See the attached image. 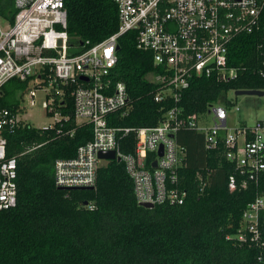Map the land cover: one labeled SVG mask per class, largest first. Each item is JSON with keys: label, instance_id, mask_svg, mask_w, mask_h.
Wrapping results in <instances>:
<instances>
[{"label": "trees", "instance_id": "1", "mask_svg": "<svg viewBox=\"0 0 264 264\" xmlns=\"http://www.w3.org/2000/svg\"><path fill=\"white\" fill-rule=\"evenodd\" d=\"M65 7L71 54L119 30L114 0H65ZM0 11L5 16L15 13L13 1H0ZM137 34L131 30L118 39L112 79L127 85L131 109L126 115L111 113L110 125L155 127L174 107L185 117H209L211 105L222 101L233 105L224 97L229 91L264 90L262 32L243 33L228 48V65L238 68L236 77L194 75L178 101L174 96L156 101L158 86L148 74L158 68L153 53L138 47ZM26 86V80L17 78L5 83L0 108L15 110L19 91ZM74 87H59L63 92L55 96L48 115L59 112L63 118L53 127L20 121L14 130L4 132L8 155L18 161V196L14 207L0 210V264H262L258 257L264 246L250 238L241 242L238 235L244 230V210L264 193V178L258 184L248 180L244 188L240 170L225 156L224 143L208 148L204 133L194 128L182 126L175 133L186 147L177 171L178 186L187 192L181 204L140 205L124 162L117 159L99 166L94 188H59L56 159L75 156L79 145L93 135L91 124L77 123ZM135 143V133L130 132L121 139V149L134 152ZM233 174L238 182L231 190L228 181Z\"/></svg>", "mask_w": 264, "mask_h": 264}, {"label": "built area", "instance_id": "2", "mask_svg": "<svg viewBox=\"0 0 264 264\" xmlns=\"http://www.w3.org/2000/svg\"><path fill=\"white\" fill-rule=\"evenodd\" d=\"M12 1L15 13L5 16L0 11V94L12 78L26 80L27 86L19 91L15 110L0 108V210L14 207L18 196V161L8 155L4 132L23 121L20 114L29 104H38L39 91L47 114L52 111L55 96L63 92L62 84H75L72 96L77 123L91 124L93 135L79 145L75 156L56 159L58 187H95L98 168L107 161L99 158V153L113 150L124 162L139 203L181 204L187 192L178 186L177 171L186 147L177 142L175 133L182 126L203 132L208 148L224 143L225 156L240 170L244 188L248 180L258 184L264 178V118L230 126L228 108L216 103L207 114L212 122L197 114L185 117L177 107L155 127L113 126L108 119L111 113L126 115L131 109L127 85L112 79L120 35L136 30L138 47L153 53L158 71L149 73L148 78L158 86L155 100L174 96L178 101L194 75L217 74L223 79L238 75V68L228 65L229 44L243 33L254 32H262L264 43V0H114L119 30L76 54L68 51L65 0ZM50 117L54 121L44 129L63 118L59 112ZM130 132L135 133L136 143L134 152L127 153L121 149V139ZM237 182L236 175H231L229 188L236 189ZM263 211L264 193L244 210L239 241L250 238L264 246ZM258 261L264 264V254Z\"/></svg>", "mask_w": 264, "mask_h": 264}, {"label": "rangeland", "instance_id": "3", "mask_svg": "<svg viewBox=\"0 0 264 264\" xmlns=\"http://www.w3.org/2000/svg\"><path fill=\"white\" fill-rule=\"evenodd\" d=\"M38 96V104L34 107L29 104L27 111L20 114V118L23 122H30L35 126L44 127L52 123L54 119L47 114L42 105L43 92L39 91ZM224 97L233 103L230 107L226 106L224 101L218 103L228 108L230 126H237L242 121L252 123L256 119L264 118V95H236L235 91H229L224 94ZM208 121L212 122L210 117H208Z\"/></svg>", "mask_w": 264, "mask_h": 264}, {"label": "water", "instance_id": "4", "mask_svg": "<svg viewBox=\"0 0 264 264\" xmlns=\"http://www.w3.org/2000/svg\"><path fill=\"white\" fill-rule=\"evenodd\" d=\"M61 42V41H59ZM236 95H258V96H262L264 95V90H260V89H239L235 91ZM158 154L161 156L163 155V145L160 146ZM99 158L101 159H106V160H111V159H117L118 161H120L119 157H116L115 155V151H102L99 153ZM153 166H157V160H155L153 162ZM61 189H64L63 187H59ZM94 188L93 186L91 187H82V188H74V189H92ZM84 204H87V202H85ZM140 205H143L145 207H153L154 204L152 203H145V202H141Z\"/></svg>", "mask_w": 264, "mask_h": 264}]
</instances>
